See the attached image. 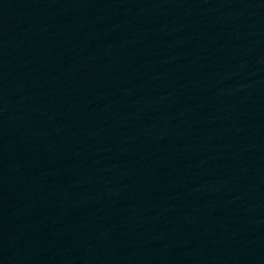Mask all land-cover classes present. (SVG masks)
I'll return each instance as SVG.
<instances>
[{"label": "water", "instance_id": "95a60500", "mask_svg": "<svg viewBox=\"0 0 264 264\" xmlns=\"http://www.w3.org/2000/svg\"><path fill=\"white\" fill-rule=\"evenodd\" d=\"M0 264H264V0H0Z\"/></svg>", "mask_w": 264, "mask_h": 264}]
</instances>
